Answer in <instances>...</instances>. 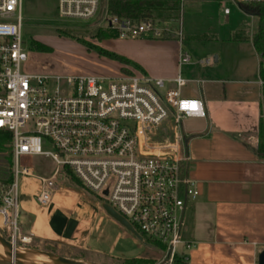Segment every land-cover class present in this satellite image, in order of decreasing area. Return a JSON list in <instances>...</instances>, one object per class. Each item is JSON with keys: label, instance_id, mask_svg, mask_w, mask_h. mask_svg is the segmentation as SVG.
I'll use <instances>...</instances> for the list:
<instances>
[{"label": "built area", "instance_id": "built-area-1", "mask_svg": "<svg viewBox=\"0 0 264 264\" xmlns=\"http://www.w3.org/2000/svg\"><path fill=\"white\" fill-rule=\"evenodd\" d=\"M65 21L102 17L120 37H178L183 31L158 26L153 19H119L108 13V0H54ZM238 4L262 0H234ZM230 9L225 8V13ZM22 0H0V130L12 134L13 182L0 204L2 226L19 236L20 176L37 177L42 205L52 202L60 177L73 174L82 187L108 203L144 237L156 241L172 264L191 242L182 238L183 213L200 191L188 173L183 120L204 116L199 97L185 96L181 71L168 86L142 72L117 75L42 74L25 70L29 51L23 40ZM191 61L182 50L180 64ZM45 142L54 150L44 151ZM50 156L48 177L34 173L33 157ZM107 192V193H105ZM29 238V237H28Z\"/></svg>", "mask_w": 264, "mask_h": 264}, {"label": "crops", "instance_id": "crops-1", "mask_svg": "<svg viewBox=\"0 0 264 264\" xmlns=\"http://www.w3.org/2000/svg\"><path fill=\"white\" fill-rule=\"evenodd\" d=\"M240 25L228 41H249L254 47L252 34L256 26L246 30L249 40H241L234 37ZM127 38L132 40L123 44L126 48L119 51L122 55L139 63L144 74L163 78L169 86L175 85L173 78L181 71L188 82L183 94L199 97L204 106V116L193 117L196 123L191 129L183 122L190 156L188 173L200 194L184 210L181 235L191 246L181 245L180 252L189 264H258L259 253L264 250V160L257 155L259 125L264 117L260 54L254 47L256 75H237L240 66L226 61L221 54L214 56V69L222 62L215 75L202 68L184 75L183 66L193 64H180L181 51H188L179 40ZM127 38L105 39L104 43L115 50L113 41ZM155 49H161L163 55H150ZM61 183L57 181L48 205L38 203L36 195L22 198L21 233L40 242L71 244L98 254L110 253L118 259L142 257L133 256L139 250L138 239L107 214L100 202L88 200L76 188ZM101 211L119 233L117 246H103L104 251L90 246L94 221Z\"/></svg>", "mask_w": 264, "mask_h": 264}, {"label": "rangeland", "instance_id": "rangeland-1", "mask_svg": "<svg viewBox=\"0 0 264 264\" xmlns=\"http://www.w3.org/2000/svg\"><path fill=\"white\" fill-rule=\"evenodd\" d=\"M106 0H104L105 5ZM230 9L229 14L224 13V8ZM23 40L29 51V59L24 65L25 70L42 74H104L117 75L120 73L134 74L138 73L133 66L117 62L104 56H99L96 51L89 50L87 44L105 46L104 40L99 32L107 28V23L102 21V17H97L88 21L70 20L65 21L61 18L57 2L54 0H22ZM153 21L160 27L170 28L172 31L182 29V43L191 56V64L184 65V75L202 68L205 73L215 75L218 73L220 65L214 69V56L221 54L226 61H231L240 66L237 75H256L257 53L251 42H230L228 39L239 24H246L253 29L256 26L257 18L249 16L241 10L239 4L234 0H180L179 13L175 17H157ZM204 36L205 39H196L193 36ZM214 35L215 39H212ZM143 38L153 37L152 33L145 32ZM170 38V37H165ZM179 40L178 37L175 38ZM32 40L40 41L52 48L50 52L34 51L31 49ZM132 38L118 39L113 41L115 52L123 51ZM180 41V40H179ZM181 42V41H180ZM117 49V50H116ZM111 50V49H109ZM214 52V54H211ZM157 53L163 55L161 49L151 50L150 55ZM148 55V54H147ZM209 59L207 62L206 59ZM223 61V59H222ZM236 61V62H235ZM235 62V63H234ZM214 73V74H213ZM148 75V74H147ZM150 76V75H149ZM255 78H257L255 76ZM169 86V84L167 83ZM187 129H191L196 123L193 117H187L183 120ZM44 151L54 150L53 145L45 142L42 146ZM7 153L0 150V169L12 171V166L6 162ZM34 173L39 176H50L54 170L55 164L50 156L38 154L33 157ZM62 186H71L79 190L86 199L96 200L99 197L92 192L80 188L70 182L69 179L60 177ZM7 188L5 184H0V204L3 191ZM19 206L22 205V198L37 196L41 192V181L37 177L20 176L18 179ZM37 200V198H36ZM38 202V200H37ZM39 203V202H38ZM22 208L19 209L18 226L21 227ZM56 214H58L56 212ZM103 211L99 213L94 221L90 246L96 245L100 251L103 246L116 247L119 233L113 229ZM3 219L0 216V232L3 236L11 239L12 228L2 226ZM21 235H26L21 233ZM27 236V235H26ZM106 241V242H105ZM16 244L39 248L53 253L83 259L102 264H123L124 259H118L111 256L110 253L98 254L96 251H86L82 247L74 246L61 242H40L37 239L29 237L28 241H23L16 237ZM139 250L133 256H142L153 258L160 261L164 253L159 248H153L136 240ZM101 247V248H100ZM181 246H178L180 250ZM113 249V248H112ZM132 257V256H131Z\"/></svg>", "mask_w": 264, "mask_h": 264}, {"label": "trees", "instance_id": "trees-1", "mask_svg": "<svg viewBox=\"0 0 264 264\" xmlns=\"http://www.w3.org/2000/svg\"><path fill=\"white\" fill-rule=\"evenodd\" d=\"M241 9L248 14L254 15L257 17V25L252 34V42L257 52L261 57V69L260 75L264 82V0L260 2H249V3H240ZM180 0H108V13L110 16L118 17L119 19H129V20H145V19H154L157 17H175L179 13ZM248 26L244 23L240 25L239 30L235 33L236 39L249 40L250 37L246 33ZM101 38H119V30L114 29L110 26H107L106 29H101L99 32ZM89 50H94L99 56H104L109 59L121 62L130 66H133L138 71L144 73L143 67L134 60L129 59L128 57L100 47L87 44ZM31 49L34 51L41 52H50L52 48L40 41L32 40L30 42ZM263 97H264V83H263ZM0 150L6 152V162L12 166V134L10 132L0 130ZM257 155L260 159L264 160V117H262L259 125V140L257 147ZM66 175L70 182L74 185L83 188L80 182L76 177L67 172ZM13 182V173L12 171H6L0 169V184L8 185ZM146 240L150 243H153L160 247V244L156 241H153L146 237ZM157 260L153 258L145 257H132L126 258L123 261V264H156ZM172 264H189L187 258L183 256H177Z\"/></svg>", "mask_w": 264, "mask_h": 264}, {"label": "water", "instance_id": "water-1", "mask_svg": "<svg viewBox=\"0 0 264 264\" xmlns=\"http://www.w3.org/2000/svg\"><path fill=\"white\" fill-rule=\"evenodd\" d=\"M107 193V192H105ZM101 207L119 222L126 230L134 235L140 242L155 248L156 246L147 243L144 237L134 228V226L108 203H101ZM43 259H47L49 264H102L98 262L62 256L51 251L39 248H29L16 244L13 238L8 239L0 232V264H45ZM258 264H264V250L259 253Z\"/></svg>", "mask_w": 264, "mask_h": 264}, {"label": "bare ground", "instance_id": "bare-ground-1", "mask_svg": "<svg viewBox=\"0 0 264 264\" xmlns=\"http://www.w3.org/2000/svg\"><path fill=\"white\" fill-rule=\"evenodd\" d=\"M25 240L28 241L29 238L27 237ZM43 262H44L45 264H49V263H50L47 259H43Z\"/></svg>", "mask_w": 264, "mask_h": 264}]
</instances>
